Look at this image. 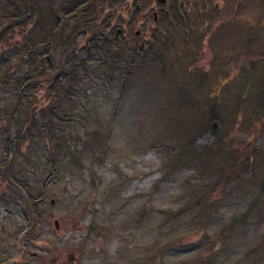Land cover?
Segmentation results:
<instances>
[{
  "label": "rangeland",
  "instance_id": "374dc122",
  "mask_svg": "<svg viewBox=\"0 0 264 264\" xmlns=\"http://www.w3.org/2000/svg\"><path fill=\"white\" fill-rule=\"evenodd\" d=\"M109 1L47 59V0L32 22L0 0V264H264V5L155 24L152 0Z\"/></svg>",
  "mask_w": 264,
  "mask_h": 264
},
{
  "label": "trees",
  "instance_id": "16d2710c",
  "mask_svg": "<svg viewBox=\"0 0 264 264\" xmlns=\"http://www.w3.org/2000/svg\"><path fill=\"white\" fill-rule=\"evenodd\" d=\"M64 0H47L49 7H50V15L51 17H54V25L52 30L48 33V35L44 38V40L39 43L44 44L45 47L47 46L48 52L46 54H44L43 56L47 55V59L50 58L51 56H53L54 51L59 47L61 49L65 48L67 49V51L69 50L68 47H65V45L67 46L68 41H70V29L66 27L65 29V24H62L60 22L61 19H64L68 16L71 15H75V21H78L79 19L82 20L79 21L80 24H76V26L74 27L73 30H77L79 29L80 31L78 32V35L81 34L83 38L85 37H89V39L87 40V42L91 43L94 39V34L98 33V31L100 30V25L99 24H103L102 22L100 23L102 17L104 16V12L106 11L105 9V0H78L75 4H73V7L70 8H63L62 4ZM109 3V7L107 8L111 11H115L116 8L119 6L120 4V0H111L108 2ZM8 4L10 7V11L13 12L11 13V15H20V10H19V6H22V11L24 12V14H27V17H25V15H23V19H25L27 22H32L30 20L29 15L31 16L32 14H34V9L36 10V6H35V2L34 0H8ZM54 9V10H53ZM37 11V10H36ZM10 14V13H9ZM74 19V16L72 17ZM59 23V24H56ZM64 26V29L62 28ZM80 27V28H79ZM66 31V32H65ZM68 34V35H67ZM67 36V37H66ZM105 44H107V39L105 40V42H103ZM37 44V45H39ZM69 46V45H68ZM36 47V46H35ZM90 47H87V52H89ZM33 51V50H32ZM144 51H138L137 54L138 55H142V59L144 62H150L152 61L151 57H149V53L148 55H144L143 56ZM28 57V56H27ZM26 57V58H27ZM164 56H161L158 59V62L162 61ZM156 58V56H154V59ZM44 59V57H43ZM74 66H77L76 64ZM113 72H116V70H113ZM243 72V71H242ZM261 75L264 78V72L261 73ZM31 75L30 74H26L25 77H21V81L19 82V85H21L20 87H22V82L24 85L27 86H31L30 80H31ZM41 72H38L35 77H41ZM241 76H243V80L242 82H244L246 85L248 83H251L254 81H252L254 79V66L252 68V70H249V73H247L246 75H244V72L241 74ZM250 76H251V80H250ZM245 86V85H244ZM243 90V89H242ZM264 102V92H262V102L261 105ZM264 107V105H263ZM31 117V116H30ZM217 125V123H215ZM36 128V127H35ZM33 127L29 130H27V133L29 134H34V130ZM211 129L214 131V125H212ZM249 212L247 214H244L242 218L235 220L232 225H234L235 223L238 224L239 221H242L246 218V215H248ZM235 224V225H236Z\"/></svg>",
  "mask_w": 264,
  "mask_h": 264
},
{
  "label": "flooded vegetation",
  "instance_id": "af4514ba",
  "mask_svg": "<svg viewBox=\"0 0 264 264\" xmlns=\"http://www.w3.org/2000/svg\"><path fill=\"white\" fill-rule=\"evenodd\" d=\"M156 9L153 12V22L155 24H231L233 15L238 17L243 11L252 10L250 4L253 2L261 8L264 0H152ZM139 10L140 8L137 7ZM124 11V9H123ZM228 14L226 15L225 14ZM223 14V16H222ZM225 14V15H224ZM141 16V15H140ZM144 17H140L142 19ZM80 24V23H79ZM254 25V24H253ZM193 27V26H191ZM189 28V33L193 32ZM253 27V26H252ZM139 35V33L137 34ZM144 46V45H143ZM142 47V46H141ZM7 200V199H6ZM14 236L9 232L4 223L0 229V242L12 245L11 238ZM31 253L30 251L27 252ZM38 254H32V258H37ZM16 257L13 254L10 259ZM17 259H23L22 255ZM8 260V259H7ZM20 260V261H21ZM39 264H44L40 262Z\"/></svg>",
  "mask_w": 264,
  "mask_h": 264
},
{
  "label": "water",
  "instance_id": "95a60500",
  "mask_svg": "<svg viewBox=\"0 0 264 264\" xmlns=\"http://www.w3.org/2000/svg\"><path fill=\"white\" fill-rule=\"evenodd\" d=\"M122 33V31L121 30H118V34H121ZM118 34H117V36H118ZM217 125L216 124H214V127H216ZM56 225H57V228H58V222H56Z\"/></svg>",
  "mask_w": 264,
  "mask_h": 264
}]
</instances>
